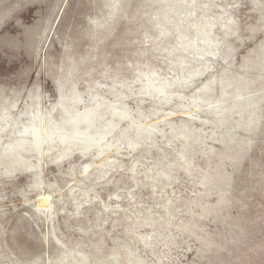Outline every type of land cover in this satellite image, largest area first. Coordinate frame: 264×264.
I'll list each match as a JSON object with an SVG mask.
<instances>
[{"label":"rangeland","instance_id":"374dc122","mask_svg":"<svg viewBox=\"0 0 264 264\" xmlns=\"http://www.w3.org/2000/svg\"><path fill=\"white\" fill-rule=\"evenodd\" d=\"M0 264H264V0H0Z\"/></svg>","mask_w":264,"mask_h":264},{"label":"bare ground","instance_id":"6f19581e","mask_svg":"<svg viewBox=\"0 0 264 264\" xmlns=\"http://www.w3.org/2000/svg\"><path fill=\"white\" fill-rule=\"evenodd\" d=\"M89 118H91V117H90V116H89V117L87 116L86 118L84 117V119H88V120H89ZM88 120H87V121H88ZM43 130H44V129H43ZM38 132H39V131H38ZM44 132H45V131H44ZM84 133H85V132H84ZM80 134H81V133H77L76 135H74V136H75V139H76L77 137H79ZM35 135H36V134H35ZM38 135H39V134H38ZM38 135H37V136H38ZM89 137H90V136H89ZM94 137H95V136H94ZM84 139H86V138H84ZM91 140H101V139H100V138L94 139V138L92 137ZM91 140H90V141H91ZM46 201H47V199H46Z\"/></svg>","mask_w":264,"mask_h":264}]
</instances>
